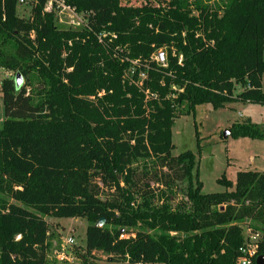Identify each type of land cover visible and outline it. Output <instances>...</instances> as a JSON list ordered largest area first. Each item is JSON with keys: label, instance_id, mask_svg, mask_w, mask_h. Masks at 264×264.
Instances as JSON below:
<instances>
[{"label": "trees", "instance_id": "1", "mask_svg": "<svg viewBox=\"0 0 264 264\" xmlns=\"http://www.w3.org/2000/svg\"><path fill=\"white\" fill-rule=\"evenodd\" d=\"M45 2L24 16L0 0V264H238L250 221L256 264L264 170L204 193L172 127L201 104L264 103V0H67L88 29L58 26ZM229 130L264 139L250 119ZM48 216L88 220L78 262L49 257Z\"/></svg>", "mask_w": 264, "mask_h": 264}, {"label": "rangeland", "instance_id": "2", "mask_svg": "<svg viewBox=\"0 0 264 264\" xmlns=\"http://www.w3.org/2000/svg\"><path fill=\"white\" fill-rule=\"evenodd\" d=\"M216 1V0H211ZM18 13L28 16V5H19ZM66 19L65 15L61 16ZM58 18V16H57ZM58 26H64L57 21ZM12 73L0 68V128L5 119L4 105L1 97V81ZM14 77V76H13ZM264 90V74L262 77ZM238 85L235 94L241 91ZM250 119L253 123L264 125V103L233 100L226 106L214 108L211 104H201L191 114L176 118L172 127L173 155L191 150L197 158L194 174L202 182V192H222L226 190L220 181L226 177L233 185L236 174L241 169L264 170V139L236 136L223 133L229 130L233 123ZM154 185V184H153ZM156 186V185H155ZM51 226L50 238L52 249L49 257L55 259L57 252H64L70 261L78 262L76 251L85 246L88 220L81 217H46ZM250 224L253 225V222ZM73 237L75 243L65 246V240ZM108 256L101 252L91 258L92 264H110ZM127 264V263H119ZM162 264V263H160Z\"/></svg>", "mask_w": 264, "mask_h": 264}, {"label": "built area", "instance_id": "3", "mask_svg": "<svg viewBox=\"0 0 264 264\" xmlns=\"http://www.w3.org/2000/svg\"><path fill=\"white\" fill-rule=\"evenodd\" d=\"M19 5H28L29 8L33 3L37 0H18ZM45 10L55 12L57 21L63 24V27L72 28V29H88L89 28V21L87 14L83 12H79L76 10L75 7L68 4L67 0H46L45 2ZM66 17L63 19L61 16ZM103 35H99V39H102ZM152 59L155 60L159 65L167 67L168 65V50L167 47H162L156 50L153 55ZM182 61V55L179 56V62ZM135 61L134 63H136ZM134 73V70L131 71ZM139 77L144 79L147 77L145 72H141ZM124 237V235H121ZM262 239V233L258 230H254L250 224L244 226V243L240 247V256L238 259V264H253V259L257 253V249L259 246V242ZM75 243L74 238L68 237L65 240V246H70ZM56 258L60 261L68 260V256L60 251L57 252Z\"/></svg>", "mask_w": 264, "mask_h": 264}, {"label": "water", "instance_id": "4", "mask_svg": "<svg viewBox=\"0 0 264 264\" xmlns=\"http://www.w3.org/2000/svg\"><path fill=\"white\" fill-rule=\"evenodd\" d=\"M16 86L19 88L23 84V77L20 73H17L15 76ZM230 130H227L223 133V136L226 138L230 134ZM105 223V219L100 220V224L103 225ZM256 264H264V254L258 255L256 257Z\"/></svg>", "mask_w": 264, "mask_h": 264}]
</instances>
